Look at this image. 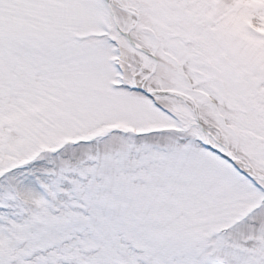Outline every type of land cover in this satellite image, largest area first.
<instances>
[{"label":"snow or ice","instance_id":"6c2138e0","mask_svg":"<svg viewBox=\"0 0 264 264\" xmlns=\"http://www.w3.org/2000/svg\"><path fill=\"white\" fill-rule=\"evenodd\" d=\"M0 264H264V0H0Z\"/></svg>","mask_w":264,"mask_h":264}]
</instances>
